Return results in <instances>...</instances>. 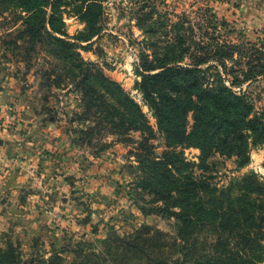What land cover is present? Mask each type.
Segmentation results:
<instances>
[{
  "label": "rangeland",
  "instance_id": "374dc122",
  "mask_svg": "<svg viewBox=\"0 0 264 264\" xmlns=\"http://www.w3.org/2000/svg\"><path fill=\"white\" fill-rule=\"evenodd\" d=\"M99 3L96 36L75 40L85 32L86 23L70 11L71 6L62 14L65 32L79 44L77 51L85 62L141 104L153 136L142 144L136 130L127 136L89 132L93 119L83 115L72 79L63 76L61 66L56 69L55 58L42 43L31 47L19 37L24 12L13 6L0 11V253L11 264L113 260L116 253L107 252V239L112 245L130 244L143 226L165 232L169 239L176 237L177 220L157 210L164 202L138 186L139 155L148 152L158 158L169 149L135 87L141 78L135 70L140 54L148 53L151 43L165 46L174 35L171 23L181 18L184 29L177 32L192 34L194 40L208 31L236 44H264V0ZM183 62L190 63L187 58ZM241 88L255 112L264 113V76ZM176 150L194 164L193 177L206 189L204 198L237 195L242 179L251 173L264 180V145L252 147L242 166L236 156L213 153L200 167L197 148ZM110 230L124 241L108 235Z\"/></svg>",
  "mask_w": 264,
  "mask_h": 264
},
{
  "label": "trees",
  "instance_id": "16d2710c",
  "mask_svg": "<svg viewBox=\"0 0 264 264\" xmlns=\"http://www.w3.org/2000/svg\"><path fill=\"white\" fill-rule=\"evenodd\" d=\"M99 1L0 0V11L13 6L24 12L19 37L31 47L42 43L55 58L56 69L61 66L63 76L72 79L83 115L93 119L89 132L127 136L136 130L144 144L153 130L141 104L77 51V42L90 41L100 30ZM70 6L86 23L77 42L69 40L62 19L63 12L69 11L64 8ZM183 25L182 18L172 22L173 37L160 48L148 44L149 52H141L135 68L141 77L135 87L142 104L169 148L158 158L148 152L139 155L138 186L164 202L157 210L177 220V236L169 239L165 232H150L143 226L130 244L112 245L107 239V252L116 253L115 259L89 260V264L142 260L146 264H261L264 260V180L251 173L242 179L237 195L204 198L206 189L193 177L194 164L176 150L197 148L200 167L213 153L236 156L242 166L252 147L264 145V113L255 112L241 88L244 82L264 76V44H236L208 31L194 40L192 34L177 32ZM186 58L190 63L183 62ZM11 263L0 253V264Z\"/></svg>",
  "mask_w": 264,
  "mask_h": 264
},
{
  "label": "water",
  "instance_id": "95a60500",
  "mask_svg": "<svg viewBox=\"0 0 264 264\" xmlns=\"http://www.w3.org/2000/svg\"><path fill=\"white\" fill-rule=\"evenodd\" d=\"M108 235H112L115 239L119 240L120 242L124 241L114 230H110L108 232Z\"/></svg>",
  "mask_w": 264,
  "mask_h": 264
}]
</instances>
